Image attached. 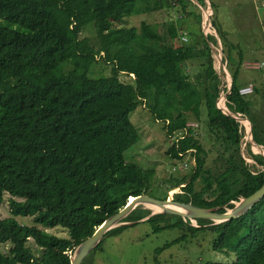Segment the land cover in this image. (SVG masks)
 I'll list each match as a JSON object with an SVG mask.
<instances>
[{"label": "trees", "instance_id": "1", "mask_svg": "<svg viewBox=\"0 0 264 264\" xmlns=\"http://www.w3.org/2000/svg\"><path fill=\"white\" fill-rule=\"evenodd\" d=\"M194 6L200 8L193 0H0V19L17 26L0 25V204L11 195V216L0 215V243L10 245L7 253L0 250V264H71L77 245L131 196L162 188L151 169L124 159L140 141L130 113L141 105L165 125L171 171L188 168L184 175L169 173L168 193L183 185L174 201L224 212L264 185V170L245 164L236 120L216 108L221 77L210 44L217 39L204 36ZM162 8L177 12L164 33L144 20L138 27L115 25ZM87 26L93 41L81 36ZM217 33L233 77L226 106L250 119L254 141L264 146L263 112L239 94L242 50ZM102 64L112 65L110 76L95 74ZM122 73L133 81L121 83ZM253 87L263 95L264 87ZM191 120L206 122L210 148ZM251 154L264 166L263 155ZM140 208L124 221L146 216ZM170 219L176 222L169 227L183 226L184 233H214L212 249L232 258L205 264H264V198L246 216L218 224L198 220L194 226L163 214L144 222ZM55 227L66 236L46 230Z\"/></svg>", "mask_w": 264, "mask_h": 264}, {"label": "rangeland", "instance_id": "2", "mask_svg": "<svg viewBox=\"0 0 264 264\" xmlns=\"http://www.w3.org/2000/svg\"><path fill=\"white\" fill-rule=\"evenodd\" d=\"M205 0L203 1L204 9L207 7L206 2L209 6H212L214 10L213 23L216 32L220 35L229 36L231 42L239 44L240 48L245 52L248 47L247 44L251 39L254 41L256 49H251V54L258 61L264 58V9L262 3L264 0ZM195 8V6H194ZM197 9L198 13H203L201 8ZM177 15V12H172L169 9H160L150 13L136 14L134 16L125 18L124 22H116V26H135L138 27L142 20L156 24L160 31L166 32V28L169 22H172ZM0 25L5 27L17 28L16 25L10 24L0 19ZM201 26V24H200ZM202 29V28H201ZM243 30V32H242ZM203 31V30H202ZM82 37H88L92 41L96 38L94 31L91 26H87L81 34ZM210 36H213L210 33ZM218 36V33H217ZM219 39L220 36H218ZM214 38V36H213ZM218 41V40H217ZM169 44H173L174 41L167 38ZM175 42H178L175 40ZM221 43V41H218ZM214 56L216 58L215 68L220 69V63L218 59L219 55V44L213 46ZM222 53L223 45H222ZM235 54V52H234ZM98 76H110L112 73L111 64H102L96 66V72ZM264 66H254L253 64L243 66L240 70V76L238 79L239 85H245L246 82L252 80H261L262 86H264ZM134 75L131 77L126 73H122L118 76L121 83H131ZM228 85V84H227ZM119 87V86H118ZM117 87V88H118ZM114 88L113 91L117 89ZM253 103L257 111L263 112L264 115V92L258 94L252 92L246 96ZM130 119L138 128L140 134V141L137 145L125 152L124 159L128 162H134L140 165L144 169H151L154 172V184L160 185L159 181H163L165 184L162 188L153 189L148 192L149 195L157 197L158 199H164L168 193V185L170 182V174L173 176L184 175L187 173L188 168H181L180 171L173 173L172 167L173 162L170 161L169 155L167 154L170 146L171 139L167 136L164 129L165 125L161 121L156 120L152 114L143 105L138 106L135 111L130 113ZM198 131L205 136L203 139L207 148H210L211 142L209 138V128L206 122L197 123L195 120H191ZM249 130L251 127L247 122ZM249 134H245L243 138L244 147L249 144H253ZM248 151H251V145ZM255 151H262L255 146ZM244 152L246 153V147ZM264 154V151H263ZM213 154H210L212 158ZM186 159L189 155L185 156ZM253 158L250 157L248 161L245 160V164H252ZM248 162V164H247ZM264 170V167H263ZM170 173V174H169ZM177 187L168 193V197L173 199L174 194L180 191L181 187ZM172 192V193H171ZM11 195L5 193L4 201L0 204V215L2 218L11 216L9 200ZM174 200V199H173ZM138 213L150 215L152 211H155L149 205H140ZM146 215V216H147ZM144 216L140 222L136 225L127 227L118 232L107 234L104 238L101 250L94 251L90 254L87 260L83 264H205L208 261L224 262L231 261L223 252H218L212 249V240L215 238V234L210 231H197L190 233L183 230L186 228L183 226L169 227L176 222V219H170L168 222H144L147 220ZM149 219V218H148ZM183 219V218H182ZM17 220L23 225L32 226L33 218L18 217ZM183 221H185L183 219ZM129 223H136L135 221H125ZM196 223V222H195ZM129 224V225H132ZM199 226V222L194 226ZM210 225V224H206ZM155 226L162 227L161 230L156 231ZM38 227L43 228L42 225ZM48 232L58 235L66 236L65 230L60 227L48 228ZM179 238L176 244H172ZM166 244H172L166 248L159 255L156 250L164 248ZM31 250L38 253V248L31 240L27 244ZM8 243H0V250L7 253L9 248ZM72 256V255H71Z\"/></svg>", "mask_w": 264, "mask_h": 264}, {"label": "water", "instance_id": "3", "mask_svg": "<svg viewBox=\"0 0 264 264\" xmlns=\"http://www.w3.org/2000/svg\"><path fill=\"white\" fill-rule=\"evenodd\" d=\"M220 51L222 49V40L220 39ZM213 47V46H212ZM222 54L219 53V61L224 68V62ZM253 137V132H252ZM172 193V192H171ZM174 194V192L172 193ZM264 198V185L258 190L250 194L246 198H241L238 202H232V208L226 207L224 212H219L221 207L216 208H204L193 204L192 202H180L174 201L170 197L167 199H158L148 194H140L137 196H131V201L127 200L126 205L121 208L117 213L108 217L104 223L94 233L82 240L74 249L71 258V264H82L91 252L97 247V245L103 240L107 232L113 228L123 225H129L132 223L125 222L124 219L138 206L140 205H156L161 210L152 211L148 218L155 214H163L168 216H179L185 221L190 220L192 225L197 223V220L211 221L213 224L222 223L225 221L237 220L243 216H246L257 203ZM171 206H177L178 209H174ZM147 216L145 218H147ZM147 218V219H148ZM144 219V218H143ZM142 220V219H141ZM140 221V220H139ZM135 221V222H139ZM194 221L196 223H194ZM196 226V225H195Z\"/></svg>", "mask_w": 264, "mask_h": 264}, {"label": "built area", "instance_id": "4", "mask_svg": "<svg viewBox=\"0 0 264 264\" xmlns=\"http://www.w3.org/2000/svg\"><path fill=\"white\" fill-rule=\"evenodd\" d=\"M205 4L207 5V7L204 9V5L198 2V6L203 10V13H202V16H201V28L203 30L202 32H203L204 36H206V37H208L207 35H210V33H211L219 41L220 39L217 36V32H216V29L214 28V23H213V20H214L213 19V16H214V12L213 11L214 10L212 9V6L211 5L209 6V4L207 2ZM263 8H264V4H263ZM181 36H182V40L183 41H187L188 40V36H186L185 32H183V34ZM210 45H211V47L212 46H217V45H214L213 43H211ZM212 50L214 52V48L213 47H212ZM219 53H221L222 56H223L222 49L220 51V48H219ZM222 59H223V62H224L225 66L223 68L221 63H220V61H219L220 69H218V72L220 73L221 82H220V85H219V88H218V97L216 99V108H218L224 115L231 116V117H233V119L236 120V122L238 124V127H239V132H240V135H241V153H242L243 158L246 161H248L250 157L253 158L251 152L259 153V154L264 156V154H263L264 146H261V145L257 144L254 141L253 137H252V122L250 121V119L249 118H245L243 115H241L239 113L233 112L230 108H228L226 106V101H227L226 97L229 94L230 89L232 88L233 77H232V74L229 72V70L227 68L226 61L224 60L223 57H222ZM257 66H260V67L264 66V62H261ZM227 71L229 72V74H230V76L232 78V83H230L228 81V79L226 78L225 73ZM253 89H254V87H253L252 84L246 85V87H244V88L239 90V94L241 96L246 97L248 94L253 92ZM247 122L249 123V125L251 127V130H249ZM190 125L194 126V124H190ZM245 134H249L250 138H251V140L253 142V144H249V145H251V151H248V149H247V147L249 148V145L245 146L246 147V153L244 152L245 147L243 145V138H244ZM255 146L257 148H259V149H262V151L261 150L259 152L255 151V149H254ZM255 161L256 160L253 158L251 163L255 164L261 170H263L264 166L256 164ZM247 164H248V162H247ZM252 164H249V165H252ZM185 166H186V164H183V167H185Z\"/></svg>", "mask_w": 264, "mask_h": 264}, {"label": "crops", "instance_id": "5", "mask_svg": "<svg viewBox=\"0 0 264 264\" xmlns=\"http://www.w3.org/2000/svg\"><path fill=\"white\" fill-rule=\"evenodd\" d=\"M195 3H197L198 4V1L197 0H193ZM202 1H205V0H202ZM209 2L211 3V1L209 0ZM212 4V3H211ZM263 4H264V2L262 3V7H263ZM264 9V8H263ZM242 32H243V30H242ZM228 40H229V36H225ZM230 42H231V40H229ZM246 41H249L248 42V44H247V47H248V49L244 52L241 48H240V45L239 44H235V42H231V43H233V44H235V46H238L241 50H242V55H243V61H244V66H246V65H251V64H253L254 66H257L258 64H260L261 62H264V58L263 59H261L260 61H258V60H256L255 58H254V55L253 54H251V49H256V46H255V44L256 43H254V41H252L251 39H248V40H246ZM217 44H219L220 45V43L217 41ZM235 54L237 55V53L235 52ZM258 67V66H257ZM264 74V73H263ZM249 84H252V85H254L255 87H259V88H262V87H264V86H262V81L259 79V80H252V81H248V82H246V84L245 85H242V88H244V87H246V85H249ZM255 107V106H254ZM256 108V107H255ZM257 109V108H256ZM250 140H251V138H250Z\"/></svg>", "mask_w": 264, "mask_h": 264}, {"label": "bare ground", "instance_id": "6", "mask_svg": "<svg viewBox=\"0 0 264 264\" xmlns=\"http://www.w3.org/2000/svg\"><path fill=\"white\" fill-rule=\"evenodd\" d=\"M225 75H226V78L228 79V81L230 82V83H232V80H231V78H230V74H229V72L227 71L226 73H225ZM250 140V139H249ZM253 143V142H252ZM129 201H131V198L129 199ZM149 206H151L155 211H160L161 209L158 207V206H156V205H150L149 204ZM172 208H174V209H178V207L176 206H171ZM194 223H195V221H194Z\"/></svg>", "mask_w": 264, "mask_h": 264}, {"label": "clouds", "instance_id": "7", "mask_svg": "<svg viewBox=\"0 0 264 264\" xmlns=\"http://www.w3.org/2000/svg\"><path fill=\"white\" fill-rule=\"evenodd\" d=\"M212 5V4H211ZM233 84V83H232ZM242 89V88H241ZM252 132H253V124H252Z\"/></svg>", "mask_w": 264, "mask_h": 264}]
</instances>
